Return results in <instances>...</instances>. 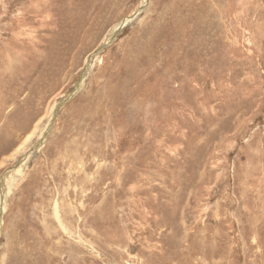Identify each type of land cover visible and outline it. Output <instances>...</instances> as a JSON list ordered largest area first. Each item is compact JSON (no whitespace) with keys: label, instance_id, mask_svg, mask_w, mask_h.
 <instances>
[{"label":"rangeland","instance_id":"1","mask_svg":"<svg viewBox=\"0 0 264 264\" xmlns=\"http://www.w3.org/2000/svg\"><path fill=\"white\" fill-rule=\"evenodd\" d=\"M143 5L0 0V264H264V0Z\"/></svg>","mask_w":264,"mask_h":264},{"label":"water","instance_id":"2","mask_svg":"<svg viewBox=\"0 0 264 264\" xmlns=\"http://www.w3.org/2000/svg\"><path fill=\"white\" fill-rule=\"evenodd\" d=\"M145 5L141 6L138 10V12H141L143 10ZM119 33V29H117L112 35H109L108 40L104 41L102 45H100L95 51H93L90 56L87 58V64L91 61V59L95 56H97L99 53H101L111 42L116 38L117 34ZM80 87L79 85L76 86L65 98L58 101L57 105L54 107L53 110V119L55 115L57 114V111L66 104L77 92H79ZM53 119L51 120L49 124V129H51V126L53 125ZM41 144V142H38V144L35 146V149L38 148V146ZM5 174V173H4ZM2 177V176H1Z\"/></svg>","mask_w":264,"mask_h":264},{"label":"bare ground","instance_id":"3","mask_svg":"<svg viewBox=\"0 0 264 264\" xmlns=\"http://www.w3.org/2000/svg\"><path fill=\"white\" fill-rule=\"evenodd\" d=\"M145 1H146V0H142V6H143V4L145 3ZM136 15H137V14H135V16H136ZM135 16H134V17H135ZM134 17H133V18H134ZM133 18H132V19H133ZM124 22H125V21H124ZM124 26H126V25H125V24L122 25V26L120 25L119 27H118V26H117V27L115 26V28H114L115 30L111 31V33H110L109 35H112L117 29L120 30V29L123 28ZM108 38H109V37H107V39H108ZM53 110H54V108H53ZM52 114H53V111H52ZM51 116H52V115H51ZM48 131H49V126L47 127L46 134H47ZM42 133H43V132H42ZM44 133H45V132H44ZM43 138H44V137H43ZM29 139H31V138L28 136V138L25 139V140H26L25 142H28ZM25 142H24V143H25ZM16 152H17V151H16ZM22 160H23V159H22ZM18 164H19V163H18ZM16 165H17V164H16ZM11 168H12V167H11ZM54 212H55L54 214H55V217H56V219H57V221H58V224L60 225V227H62L63 230H66L65 227L63 226L62 222L60 221V218H59V216H58V212H57V207H56V206L54 207Z\"/></svg>","mask_w":264,"mask_h":264}]
</instances>
